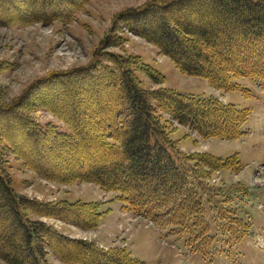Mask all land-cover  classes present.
<instances>
[{
	"label": "trees",
	"instance_id": "trees-1",
	"mask_svg": "<svg viewBox=\"0 0 264 264\" xmlns=\"http://www.w3.org/2000/svg\"><path fill=\"white\" fill-rule=\"evenodd\" d=\"M86 2L0 0V25L26 22L7 17L13 4L15 9L31 7L33 21L66 22ZM52 4L65 8L44 13ZM119 25L155 46L182 74L203 78L214 88L235 89L232 81L239 78L264 84V0H151L117 14L101 48H120ZM94 60L79 71L49 74L10 103L0 99V219L15 229L9 234L0 229L4 264H47L50 254L64 264H142L120 249L105 251L93 242L71 239L41 221L47 217L93 230L101 218L100 204L46 203L18 194L8 171L12 157L44 180L88 182L116 192L123 210L159 227L180 229L191 228L203 215L198 182L206 173L197 171L200 165L209 171L233 166L231 160L206 153H180L163 116L205 139L231 141L244 135L248 110L164 88V77L138 57L106 53ZM137 73L160 88L146 89ZM107 97L112 101L105 102ZM67 98L72 106L64 108L60 102ZM94 104L97 108L89 111ZM33 110L51 113L65 131L51 122L38 123ZM13 121L32 140L28 149L43 145V152L54 155L52 166L38 160L41 151L35 157L23 149Z\"/></svg>",
	"mask_w": 264,
	"mask_h": 264
},
{
	"label": "rangeland",
	"instance_id": "rangeland-1",
	"mask_svg": "<svg viewBox=\"0 0 264 264\" xmlns=\"http://www.w3.org/2000/svg\"><path fill=\"white\" fill-rule=\"evenodd\" d=\"M150 1L87 0L83 9L66 22L33 21L31 7L15 9V4L8 6L7 17H19L26 22L0 25V99L10 103L51 73L76 71L95 61V56L115 53L138 57L142 63L154 68L164 77V88L248 110L244 135L231 141L205 139L168 115L163 116L169 125V138L180 153H206L233 162L230 169L209 171L201 165L198 168L197 171L206 173L198 182L203 190V215L195 218L191 228L159 227L142 216L123 210L116 192L104 191L88 182L64 184L44 180L13 157L8 170L12 187L28 199L46 203L81 201L100 204L101 218L93 230L57 219H39L66 237L93 242L105 251L120 249L142 264H264V84L239 78L232 81L237 85L235 89L214 88L203 78L182 74L155 46L122 25L115 32L123 41L120 48H101V40L117 14ZM64 8L65 5L52 4L44 13L61 12ZM40 11L41 8L36 7L35 12ZM137 77L146 89L160 88L142 73H137ZM62 101L60 104L64 108L72 106L70 98ZM108 101L112 99L107 97L105 102ZM95 105L88 106L89 111L97 108ZM31 116L40 124L51 122L65 131L64 124L47 111L33 110ZM13 129L23 149L31 151L35 157L41 151L43 156L38 157L41 164H52L54 155L43 152L45 146L33 151L28 149L33 142L25 136L24 129L15 121ZM0 229L9 234L14 228L0 219ZM46 263L64 264L51 254ZM0 264L4 263L0 260Z\"/></svg>",
	"mask_w": 264,
	"mask_h": 264
},
{
	"label": "bare ground",
	"instance_id": "bare-ground-1",
	"mask_svg": "<svg viewBox=\"0 0 264 264\" xmlns=\"http://www.w3.org/2000/svg\"><path fill=\"white\" fill-rule=\"evenodd\" d=\"M78 3V2H77ZM60 6V5H59ZM63 7V6H62ZM73 7V6H72ZM22 10V9H21ZM25 12V11H24ZM79 71V70H78ZM67 74V73H66ZM75 76V75H74ZM66 81V80H65ZM69 84V83H68ZM58 108H60V107H58ZM62 112V111H61ZM10 127V126H9ZM29 144V143H28ZM59 159H61L60 157H59ZM51 166H52V164H51ZM55 166V165H54ZM58 166V165H57ZM56 167V166H55ZM59 167V166H58ZM26 168V167H25ZM57 168V167H56ZM61 169V168H60ZM50 170V169H49ZM53 171V170H52Z\"/></svg>",
	"mask_w": 264,
	"mask_h": 264
}]
</instances>
